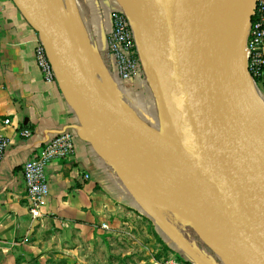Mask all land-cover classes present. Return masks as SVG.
I'll return each mask as SVG.
<instances>
[{"label": "water", "instance_id": "water-1", "mask_svg": "<svg viewBox=\"0 0 264 264\" xmlns=\"http://www.w3.org/2000/svg\"><path fill=\"white\" fill-rule=\"evenodd\" d=\"M19 1L46 44L67 100L101 137L103 147L112 153L110 138L118 139L112 126L69 95L67 84L138 146L163 156L206 161L208 167L197 177L210 224L203 235L225 264H264V129L253 116L242 78L243 42L232 66L228 60L232 0H130L173 61V89L187 126L183 133L157 130L121 96L100 85L75 49L67 21L46 0ZM156 69L159 75L162 70Z\"/></svg>", "mask_w": 264, "mask_h": 264}, {"label": "crops", "instance_id": "crops-1", "mask_svg": "<svg viewBox=\"0 0 264 264\" xmlns=\"http://www.w3.org/2000/svg\"><path fill=\"white\" fill-rule=\"evenodd\" d=\"M73 2L69 3L71 15L80 25L86 24ZM99 2L86 3L89 44L93 53L104 50L108 56L113 7L105 8L108 0ZM38 38L40 33L21 2L0 0V129L4 128L10 138L7 153L0 160V264H28L41 251L43 240L64 226L94 232L92 227L103 220L109 201L125 205L136 201L109 162L101 137L82 122L58 80L44 79L34 59ZM83 39L88 43L85 34ZM100 69L99 80H107ZM261 77L262 81L255 82L264 94V71ZM6 118L12 121L7 127L3 122ZM24 129H31V135L24 136ZM63 129L71 131L75 150L69 158L48 165L49 196L41 216L35 218L25 197L23 165Z\"/></svg>", "mask_w": 264, "mask_h": 264}, {"label": "rangeland", "instance_id": "rangeland-1", "mask_svg": "<svg viewBox=\"0 0 264 264\" xmlns=\"http://www.w3.org/2000/svg\"><path fill=\"white\" fill-rule=\"evenodd\" d=\"M99 1L96 0L100 3ZM87 2L96 3L93 0H74L73 2V5L80 8L81 13L84 14L86 24L83 22L80 25L78 19L71 15L70 4L66 0L63 1L62 12L67 21L73 44L75 45L76 40H82L85 34L88 38L85 47L91 50ZM108 2L109 4H105L106 9L111 5L113 10H121L127 16L122 0H108ZM130 24L134 32L136 52L142 67L141 77L134 81H121L115 74L110 56H107L104 50H99L98 54L94 53L96 63L92 64V74L100 82L102 76L98 68L102 67L108 86L127 101L146 123L159 131L171 133L164 116L163 93L158 79V70L156 67L148 68L146 66L151 44L148 39H145L144 34L136 30L132 22ZM151 53L154 54L153 48ZM250 78L248 87L251 94H257L264 101L263 92L259 90L254 79ZM168 79L171 83L169 76ZM104 151L109 162L121 175V171H123L137 180L128 167L119 162L121 159L114 151L111 153L110 148L106 149L105 147ZM126 186L130 189L127 184ZM134 197L136 201L131 205L109 201L102 216L103 220L97 221L92 227L94 232H83L71 225L59 229L43 240L41 251L33 255L28 264H167L170 260H177L179 264H202L201 261L225 264L214 251L205 236L206 234L193 227L181 210L176 208L171 201L161 199L160 207L151 205L150 208H147L136 195ZM103 224L108 227L104 228ZM164 225L177 231L187 249L165 232Z\"/></svg>", "mask_w": 264, "mask_h": 264}, {"label": "bare ground", "instance_id": "bare-ground-1", "mask_svg": "<svg viewBox=\"0 0 264 264\" xmlns=\"http://www.w3.org/2000/svg\"><path fill=\"white\" fill-rule=\"evenodd\" d=\"M46 1L64 17L62 12L64 0ZM255 1L256 0H232L227 20L228 60L231 66L234 63L240 43L243 42L244 45L247 39L250 27L249 17L253 12ZM66 2L72 4V0H66ZM122 3L130 22L133 23L138 32L145 35V39H148L151 44L149 59L147 60L146 66L148 68L156 67L162 70L158 75V79L163 93L162 106L167 125L172 133L186 132L187 126L185 118L177 94L173 89V84H175V67L173 61L155 35L147 17L141 13L130 0H122ZM82 40H76V50L87 71L97 81L96 77L92 74V64L96 63L94 53L85 47V41L84 39ZM152 48L154 54L151 53ZM100 68L101 67H99L98 70H101ZM168 76L170 77L171 83ZM242 78L248 90V99L253 116L264 129V101L257 94H251L248 87V82L251 78L245 58L243 59L242 65ZM98 83L111 92L116 93L113 88L108 86L107 80H102ZM66 90L69 95L80 101L89 113L104 117L112 126V132L116 134L118 139H114V137H111L113 139L110 138L111 150L120 157L121 161L119 162L128 166L138 178L135 180L129 176V174H125L121 171L122 179L125 180V183L130 187L141 203L147 208H150L151 205L160 207L162 205L160 200L167 199L171 201L176 208L181 210L184 217L193 227L201 230L207 235L210 232V224L206 216L205 203L201 199L197 187V177L204 173L205 169L208 167L207 162L200 159L163 156L138 146L130 138L119 132L108 115L103 114L98 109L91 108L83 101L79 97V92L74 85L67 84ZM164 230L170 237L176 240L179 245L187 249V246H185L186 244L183 242L182 238L180 239L177 231L167 225H164ZM201 263L216 264L206 261H201Z\"/></svg>", "mask_w": 264, "mask_h": 264}, {"label": "built area", "instance_id": "built-area-1", "mask_svg": "<svg viewBox=\"0 0 264 264\" xmlns=\"http://www.w3.org/2000/svg\"><path fill=\"white\" fill-rule=\"evenodd\" d=\"M253 20L245 43V54L248 71L251 77L262 75L264 71V0H257L253 10ZM108 55L111 58L116 76L121 81H134L141 77L142 67L135 55V37L132 26L121 10L111 13V30L107 38ZM34 59L47 81L57 79L54 65L49 57L47 47L40 37L34 48ZM4 126H10V118L4 119ZM4 129V128H3ZM0 129V160L9 148L10 138ZM24 136L31 135V129L21 131ZM75 142L69 129L61 130L53 139L42 144L36 155L26 160L23 175L26 185V200L33 217L41 216V208L49 196L47 167L52 161L67 159L73 155ZM89 177V175H86ZM104 228L108 226L102 225ZM167 264H179L170 260Z\"/></svg>", "mask_w": 264, "mask_h": 264}, {"label": "trees", "instance_id": "trees-1", "mask_svg": "<svg viewBox=\"0 0 264 264\" xmlns=\"http://www.w3.org/2000/svg\"><path fill=\"white\" fill-rule=\"evenodd\" d=\"M253 20V16H252V18H251V21ZM134 48H135V55H136V57L139 59V57H138V53L136 52V46H134ZM262 75H260V76H255L254 77V81H257V82H260V81H262V77H261ZM263 86H264V83H263Z\"/></svg>", "mask_w": 264, "mask_h": 264}]
</instances>
